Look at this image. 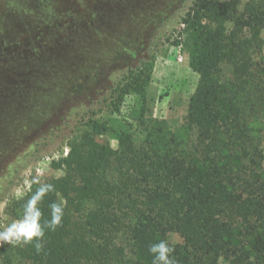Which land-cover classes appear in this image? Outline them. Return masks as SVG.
<instances>
[{"label":"trees","instance_id":"1","mask_svg":"<svg viewBox=\"0 0 264 264\" xmlns=\"http://www.w3.org/2000/svg\"><path fill=\"white\" fill-rule=\"evenodd\" d=\"M225 13L218 0H194L183 19L195 25L189 67L199 75L184 123L204 170L154 146L146 116L154 58L144 59L120 82L111 111L97 117L100 110L87 109L74 124L67 155L51 163L61 174L39 180L55 189L37 205L41 224L61 203V225L45 227L39 241L4 244L2 264H152L149 246L172 234L181 239L169 242L177 264H264V77L254 59L264 0L245 3L226 42ZM127 95L133 105L121 118L116 104ZM39 186L32 182L5 213L22 219Z\"/></svg>","mask_w":264,"mask_h":264},{"label":"rangeland","instance_id":"2","mask_svg":"<svg viewBox=\"0 0 264 264\" xmlns=\"http://www.w3.org/2000/svg\"><path fill=\"white\" fill-rule=\"evenodd\" d=\"M218 1L226 12L220 22L226 42L248 0H235L236 13L233 0ZM193 2L0 0V231L18 221L5 208L28 193L34 178L61 174L51 163L65 156L85 110H100L97 117L111 111L120 82L141 71L144 59L154 58L146 115L154 121V146L179 156L194 172L204 170L190 152L194 136L184 123L199 81L189 67L198 41L195 25L183 23ZM256 32L261 43L254 59L264 77V26ZM133 99L127 95L116 104L121 118ZM259 171L264 176V162ZM165 240L181 242L174 234Z\"/></svg>","mask_w":264,"mask_h":264},{"label":"clouds","instance_id":"3","mask_svg":"<svg viewBox=\"0 0 264 264\" xmlns=\"http://www.w3.org/2000/svg\"><path fill=\"white\" fill-rule=\"evenodd\" d=\"M33 183L39 184L35 193L27 201L24 206V213L22 219L14 221L9 224L3 231H0V246L3 244L16 245L19 243H29L35 238L37 241L42 239L45 235V227L55 231L61 225L64 209L61 203H52L51 220L45 221L41 224V210L37 206L42 199L50 192H53L54 186L52 184H40L38 179H33ZM36 250H41V244H35ZM175 248L170 246L167 240H160L149 246V252L152 254V264H177L172 255Z\"/></svg>","mask_w":264,"mask_h":264},{"label":"flooded vegetation","instance_id":"4","mask_svg":"<svg viewBox=\"0 0 264 264\" xmlns=\"http://www.w3.org/2000/svg\"><path fill=\"white\" fill-rule=\"evenodd\" d=\"M51 19H53V17H52ZM49 23H50V21L48 22V24H49ZM44 28H45L44 30H45L46 32H47L48 30H50V27H49V26H45Z\"/></svg>","mask_w":264,"mask_h":264},{"label":"built area","instance_id":"5","mask_svg":"<svg viewBox=\"0 0 264 264\" xmlns=\"http://www.w3.org/2000/svg\"><path fill=\"white\" fill-rule=\"evenodd\" d=\"M67 153H68V148L66 147V152H65V156L67 155Z\"/></svg>","mask_w":264,"mask_h":264}]
</instances>
